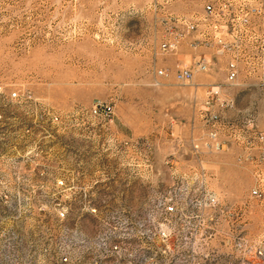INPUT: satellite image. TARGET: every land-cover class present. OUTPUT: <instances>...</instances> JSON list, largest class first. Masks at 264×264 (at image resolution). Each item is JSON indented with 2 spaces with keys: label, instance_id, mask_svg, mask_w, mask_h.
Instances as JSON below:
<instances>
[{
  "label": "rangeland",
  "instance_id": "rangeland-1",
  "mask_svg": "<svg viewBox=\"0 0 264 264\" xmlns=\"http://www.w3.org/2000/svg\"><path fill=\"white\" fill-rule=\"evenodd\" d=\"M212 2L226 3L222 19L257 4L264 22V0H0V264H65L64 252L76 264L79 242L90 244L112 210L140 214L200 167L223 200H246L251 172L235 144L203 145L207 89L231 104L207 107L228 122L249 103L225 82L226 54L191 46L220 20L206 16ZM183 20L196 25L188 35ZM177 33L175 50L160 48ZM203 55L206 71L173 78ZM239 73L257 80L243 64ZM96 103L111 113L94 114ZM253 217L258 239V200Z\"/></svg>",
  "mask_w": 264,
  "mask_h": 264
},
{
  "label": "built area",
  "instance_id": "built-area-1",
  "mask_svg": "<svg viewBox=\"0 0 264 264\" xmlns=\"http://www.w3.org/2000/svg\"><path fill=\"white\" fill-rule=\"evenodd\" d=\"M214 6L213 2L206 4V16L216 15L220 20L209 23L210 36L205 32L203 39L191 46L204 45L229 57L227 85L235 84L243 64L264 86V22L257 21L263 15L261 6L237 7L226 19H222L228 10L226 3H220L219 9ZM182 23L184 35L196 28L193 22ZM184 35L177 33L160 48L175 50ZM209 63L203 55L192 68H177L172 76L180 83L189 82L195 72L206 71ZM156 74L166 77L169 73L157 70ZM219 93L217 87L206 92L203 145L208 151L219 152L227 141L235 144L236 161L248 164L251 172L246 200L241 204L223 200L209 188L206 171L200 167L199 174L182 175L168 184L140 214L112 210L90 244L79 242L76 264H264V130L251 116L232 123L208 110L213 103L231 105L220 99ZM92 112L108 116L111 106L96 103ZM255 200L261 204L263 218L258 239L253 232ZM91 211L95 212L94 208ZM61 260L65 264L72 261L67 252Z\"/></svg>",
  "mask_w": 264,
  "mask_h": 264
},
{
  "label": "crops",
  "instance_id": "crops-1",
  "mask_svg": "<svg viewBox=\"0 0 264 264\" xmlns=\"http://www.w3.org/2000/svg\"><path fill=\"white\" fill-rule=\"evenodd\" d=\"M247 76L239 73L236 80V87L241 91V93H248V107L245 108L246 110H244L243 112H240V114L234 115L232 119L240 120L243 119L245 116H251L255 119L257 126H259L258 124L264 122V86H261L256 79H250ZM260 97H263V99L260 100ZM234 104L236 105V103H233L232 101L231 107H234ZM256 108L258 110H256ZM261 108L263 111H260ZM260 129L264 128L260 127Z\"/></svg>",
  "mask_w": 264,
  "mask_h": 264
}]
</instances>
